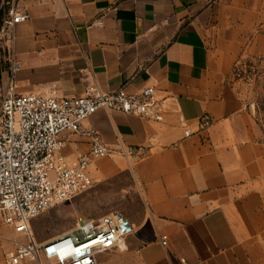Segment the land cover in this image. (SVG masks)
Segmentation results:
<instances>
[{
	"label": "crops",
	"instance_id": "crops-1",
	"mask_svg": "<svg viewBox=\"0 0 264 264\" xmlns=\"http://www.w3.org/2000/svg\"><path fill=\"white\" fill-rule=\"evenodd\" d=\"M19 3L31 18L17 26L19 68L12 74L6 61L0 98L11 78L20 94L55 86L73 97L96 83L151 85L167 98L161 121L101 109L83 123L113 149L91 161L94 186L126 174L123 195L132 189L140 205L124 210L134 226L127 248L99 253L97 264H264V135L234 74L243 59L264 56V0ZM63 137L67 154L89 149L87 135ZM120 142L147 147L133 170ZM12 232L0 221V264Z\"/></svg>",
	"mask_w": 264,
	"mask_h": 264
},
{
	"label": "built area",
	"instance_id": "built-area-1",
	"mask_svg": "<svg viewBox=\"0 0 264 264\" xmlns=\"http://www.w3.org/2000/svg\"><path fill=\"white\" fill-rule=\"evenodd\" d=\"M30 18L19 0H8L0 25V50L12 74L19 68L14 51L17 26ZM237 65L235 77L240 75ZM166 108L167 98L157 97L151 85L129 92L124 87L105 91L91 83L81 95L68 97L60 96L55 86L48 94H20L11 78L0 98V221L23 239L13 240L4 264H97L99 253L126 249L134 226L119 211L83 222L78 218L71 230L44 241L36 240L31 222L51 206L90 189L95 183L91 161L113 152L96 127L83 126L87 118L104 109L161 121ZM66 133L89 136V149L65 153ZM191 133L190 128L184 129L185 136ZM117 151L133 170L146 156L147 147L120 142Z\"/></svg>",
	"mask_w": 264,
	"mask_h": 264
},
{
	"label": "rangeland",
	"instance_id": "rangeland-1",
	"mask_svg": "<svg viewBox=\"0 0 264 264\" xmlns=\"http://www.w3.org/2000/svg\"><path fill=\"white\" fill-rule=\"evenodd\" d=\"M5 61L3 57L0 68L3 67ZM237 66L240 67V75H236V78L244 94L250 98L257 122L264 135V56L243 59ZM130 183V177L121 174L117 182L113 181L109 189L93 185L73 199L51 206L31 222L36 240L44 241L71 230L78 218L83 222L86 218H97L110 211H119L126 215L125 209L137 214L140 211V205L135 192L130 189L126 191V196L123 195L122 186ZM15 238L23 239L21 235L12 232L5 240L9 249L14 248ZM118 254H111L112 262L116 260Z\"/></svg>",
	"mask_w": 264,
	"mask_h": 264
},
{
	"label": "trees",
	"instance_id": "trees-1",
	"mask_svg": "<svg viewBox=\"0 0 264 264\" xmlns=\"http://www.w3.org/2000/svg\"><path fill=\"white\" fill-rule=\"evenodd\" d=\"M4 11H5L4 9H0V25H1V22H2ZM3 57H4L3 53L0 50V62L3 60ZM5 66H7L6 61H5V64L3 65V67L0 68V72L4 69Z\"/></svg>",
	"mask_w": 264,
	"mask_h": 264
},
{
	"label": "water",
	"instance_id": "water-1",
	"mask_svg": "<svg viewBox=\"0 0 264 264\" xmlns=\"http://www.w3.org/2000/svg\"><path fill=\"white\" fill-rule=\"evenodd\" d=\"M91 84V83H90ZM89 85V84H88Z\"/></svg>",
	"mask_w": 264,
	"mask_h": 264
}]
</instances>
